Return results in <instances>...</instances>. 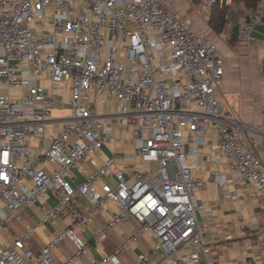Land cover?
Returning a JSON list of instances; mask_svg holds the SVG:
<instances>
[{
  "label": "built area",
  "instance_id": "1",
  "mask_svg": "<svg viewBox=\"0 0 264 264\" xmlns=\"http://www.w3.org/2000/svg\"><path fill=\"white\" fill-rule=\"evenodd\" d=\"M216 1L206 0L204 10ZM263 16L264 0L238 29L239 43L251 39ZM224 74L225 57L210 33L170 13L164 0H0V229L50 192L61 196L44 220L78 204L80 196L90 203L38 254L27 241L33 228L5 243L0 264H75L90 249L75 226L108 203L119 210L95 240L132 216L140 231L154 237V250L173 264H216L198 219L205 208L196 200L203 182L188 162V134L217 130L222 152L264 210V159L245 144L248 128L226 119L218 97ZM40 79L71 86V115L55 135H48L47 125L63 94L48 92ZM91 91L118 102L139 141L137 153L157 168L128 178L108 158L86 181L72 183L71 169L103 144L101 121L84 102ZM44 161L53 168L47 170ZM109 175L116 184L98 191L94 182ZM258 238L264 243V230ZM64 240L75 250L58 262L52 252ZM135 240L126 239L99 264H124L120 253Z\"/></svg>",
  "mask_w": 264,
  "mask_h": 264
},
{
  "label": "crops",
  "instance_id": "2",
  "mask_svg": "<svg viewBox=\"0 0 264 264\" xmlns=\"http://www.w3.org/2000/svg\"><path fill=\"white\" fill-rule=\"evenodd\" d=\"M167 10L181 17L198 31H208L225 57V74L218 89V97L224 104L228 123H240L248 128L245 144L264 159V40L251 37L245 42L230 41L232 34L241 27L244 16H250L243 0H232V13L221 33L212 32L209 26L210 13L204 4L193 0H164ZM183 10L185 12H183ZM252 16V15H251ZM243 18V19H242ZM247 20V19H246ZM245 20V21H246ZM43 83L50 93H62L56 101L52 113L53 120L47 125L48 135L58 134L62 128V118L71 115L70 84L55 86L47 80ZM85 104L101 121L103 144L98 153L83 159L69 172V179L77 186L87 180L97 165L113 158L115 168L124 170L128 178L138 171L157 168L154 161L145 160L137 153L139 141L128 118L121 115L118 102L110 94L91 91L84 98ZM220 133L208 130L204 135L193 138L188 134L185 151L194 175L203 185L196 193L199 204H205L198 211V219L216 257V264H264V243L258 236L264 230V210L260 202L250 196V185L239 178L229 158L220 148ZM50 139L47 140V145ZM34 154L40 156L42 150L37 141L32 142ZM47 170L53 168L50 162L42 164ZM103 184L114 186V176H103L94 182L102 192ZM60 193L50 192L44 200H35L17 216L7 220L0 229V248L34 229L28 237V246L38 254L59 232L74 225L77 215L88 211L89 201L80 196L78 204L66 206L56 217L44 220V215L59 202ZM119 207L108 203L75 226V231L90 244L88 254L75 264H99L107 254L116 250L126 239L136 237L122 252L124 264H173L166 260L162 252L154 250V237L140 231L139 222L132 216L126 217L115 229L95 240V235L103 232ZM140 231V232H139ZM70 240L60 242L52 254L62 262L74 253ZM145 255V259H140ZM204 262V259H202ZM32 264H38L33 260Z\"/></svg>",
  "mask_w": 264,
  "mask_h": 264
},
{
  "label": "trees",
  "instance_id": "3",
  "mask_svg": "<svg viewBox=\"0 0 264 264\" xmlns=\"http://www.w3.org/2000/svg\"><path fill=\"white\" fill-rule=\"evenodd\" d=\"M194 2H201V0H193ZM263 0H243L246 9L250 11V16H248L247 20L251 18V15H255L259 12L260 5ZM209 26L212 32L221 33L225 30L226 23L228 21V5L226 2L217 0L213 3L209 8ZM254 13V14H253ZM238 39L237 32L232 34L230 41H235Z\"/></svg>",
  "mask_w": 264,
  "mask_h": 264
},
{
  "label": "water",
  "instance_id": "4",
  "mask_svg": "<svg viewBox=\"0 0 264 264\" xmlns=\"http://www.w3.org/2000/svg\"><path fill=\"white\" fill-rule=\"evenodd\" d=\"M251 37L264 40V16L262 17V22L251 32Z\"/></svg>",
  "mask_w": 264,
  "mask_h": 264
},
{
  "label": "rangeland",
  "instance_id": "5",
  "mask_svg": "<svg viewBox=\"0 0 264 264\" xmlns=\"http://www.w3.org/2000/svg\"><path fill=\"white\" fill-rule=\"evenodd\" d=\"M221 1H225L226 2V4L228 5V10H229V14H228V20H229V15L232 13V9H231V4L229 3L230 1H232V0H221ZM193 3H195V4H205L206 3V0H201V2H194L193 1ZM244 6H245V4H244ZM245 8H246V6H245ZM210 9L208 8V11H209ZM247 10V9H246ZM248 11V10H247ZM183 12H185L184 10H183ZM248 12H250V11H248ZM49 13H50V11H49ZM251 13V12H250ZM254 14V13H253ZM248 14L246 15V16H244L242 19L243 20H241L242 21V24L245 22V20L248 18ZM237 32H238V30H237ZM217 34V33H216ZM5 92H7L6 90H5ZM55 106H56V104H55Z\"/></svg>",
  "mask_w": 264,
  "mask_h": 264
}]
</instances>
